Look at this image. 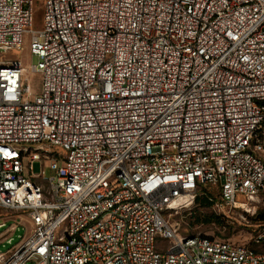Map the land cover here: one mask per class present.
Wrapping results in <instances>:
<instances>
[{"label": "built area", "instance_id": "2783aa9c", "mask_svg": "<svg viewBox=\"0 0 264 264\" xmlns=\"http://www.w3.org/2000/svg\"><path fill=\"white\" fill-rule=\"evenodd\" d=\"M33 21L0 0V209L33 227L0 264H264L263 218L253 246L172 220L264 210V0H45ZM26 36L33 98L1 55Z\"/></svg>", "mask_w": 264, "mask_h": 264}, {"label": "rangeland", "instance_id": "374dc122", "mask_svg": "<svg viewBox=\"0 0 264 264\" xmlns=\"http://www.w3.org/2000/svg\"><path fill=\"white\" fill-rule=\"evenodd\" d=\"M44 5L45 0H34V29H42L44 25ZM30 37L26 36L24 48L20 50H10L2 52L6 59H20L24 67L28 70V80L25 85L29 86L32 90V98L34 95L39 94L42 89V74L40 72H32L33 65H37L40 61L38 56H31L29 54ZM45 170L43 178H36L35 180L40 183H46L51 177L55 176L56 171L49 167L48 162L46 165L41 161H34L32 171L34 174H41ZM223 211V212H222ZM251 212L242 214L241 210H234L225 208L220 210L214 204L208 205L200 202L198 199L194 202L190 201L185 206H181L178 210L174 211L173 221L177 222L180 230L187 235H207L219 239L231 241L235 244L253 246L252 236L255 229V224L259 218L264 216V210L258 209L253 215ZM6 215V216H4ZM8 220L5 217H9ZM24 215L21 216L17 212L7 211L0 209V222L6 221V225H10L18 220L22 223L17 234L14 236V241L10 244L6 242L0 244V252L6 251L12 244L20 242L21 236L25 234L28 236L32 232V224ZM254 224V225H252ZM1 230V229H0ZM4 244V246H3ZM13 248V247H12ZM11 249V248H10ZM28 264H33L29 262Z\"/></svg>", "mask_w": 264, "mask_h": 264}, {"label": "crops", "instance_id": "0c3cea01", "mask_svg": "<svg viewBox=\"0 0 264 264\" xmlns=\"http://www.w3.org/2000/svg\"><path fill=\"white\" fill-rule=\"evenodd\" d=\"M4 216H6V215H4ZM8 218H10V216L5 217L6 220H8ZM26 219H28V218H26ZM21 224L22 223L19 220L17 222H13L10 225H6V221L0 222V229H1L0 230V244H2L4 242H6L7 244H10L11 242H13L14 236H15V234H17V230ZM16 244L17 243L12 244V246L10 248L14 247ZM3 246H4V244H3ZM10 248H8L6 251H8ZM3 252H5V251H3Z\"/></svg>", "mask_w": 264, "mask_h": 264}, {"label": "trees", "instance_id": "16d2710c", "mask_svg": "<svg viewBox=\"0 0 264 264\" xmlns=\"http://www.w3.org/2000/svg\"><path fill=\"white\" fill-rule=\"evenodd\" d=\"M198 200H199L200 202H203L204 204H208V205H212V204H213V202L210 201V200H209L208 198H206V197L198 198ZM262 218L264 219V216H263Z\"/></svg>", "mask_w": 264, "mask_h": 264}]
</instances>
